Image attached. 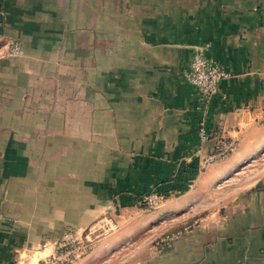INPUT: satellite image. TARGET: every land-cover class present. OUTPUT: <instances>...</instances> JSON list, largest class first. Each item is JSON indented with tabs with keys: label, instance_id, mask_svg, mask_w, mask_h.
<instances>
[{
	"label": "crops",
	"instance_id": "obj_1",
	"mask_svg": "<svg viewBox=\"0 0 264 264\" xmlns=\"http://www.w3.org/2000/svg\"><path fill=\"white\" fill-rule=\"evenodd\" d=\"M196 55L227 74L208 103ZM263 149L264 0H0V264L104 215L120 229L74 264H264V178L219 183Z\"/></svg>",
	"mask_w": 264,
	"mask_h": 264
},
{
	"label": "built area",
	"instance_id": "obj_2",
	"mask_svg": "<svg viewBox=\"0 0 264 264\" xmlns=\"http://www.w3.org/2000/svg\"><path fill=\"white\" fill-rule=\"evenodd\" d=\"M22 44L13 40L9 44V56L21 54ZM227 76L226 72L219 66L201 55H196L190 62L187 79L194 85L203 101L208 103L218 91L220 80ZM198 135L201 142H207L210 138L205 129L204 119L201 118L198 126ZM236 148V141L227 138H218L211 145L209 151L200 157V170L206 166L223 160ZM191 188L192 184H188ZM165 200V195L160 191L149 192L142 200L143 207L154 210ZM121 225L110 216L104 215L97 219L91 226L83 229L67 228L62 237L49 243L44 241L40 244L42 248L53 246L54 249L40 261V264H74L77 260L87 255L98 241L109 237L120 229ZM170 238L173 237L169 236ZM168 237V238H169Z\"/></svg>",
	"mask_w": 264,
	"mask_h": 264
},
{
	"label": "rangeland",
	"instance_id": "obj_3",
	"mask_svg": "<svg viewBox=\"0 0 264 264\" xmlns=\"http://www.w3.org/2000/svg\"><path fill=\"white\" fill-rule=\"evenodd\" d=\"M260 177L264 178V149L259 151L256 156L249 159L244 164L238 166L227 179L219 183L221 185L225 184V188H236L238 185L250 187L255 183V180ZM261 184H264V182H261Z\"/></svg>",
	"mask_w": 264,
	"mask_h": 264
}]
</instances>
